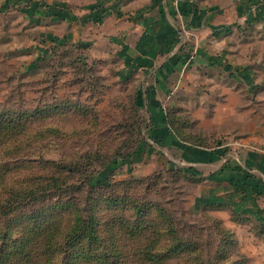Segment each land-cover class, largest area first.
Returning <instances> with one entry per match:
<instances>
[{
    "label": "rangeland",
    "instance_id": "1",
    "mask_svg": "<svg viewBox=\"0 0 264 264\" xmlns=\"http://www.w3.org/2000/svg\"><path fill=\"white\" fill-rule=\"evenodd\" d=\"M14 23L0 21V264H264L262 227L218 203L197 160L264 152L261 25L218 55L235 80L230 65L177 72L159 98L171 136L97 26L52 45Z\"/></svg>",
    "mask_w": 264,
    "mask_h": 264
},
{
    "label": "crops",
    "instance_id": "2",
    "mask_svg": "<svg viewBox=\"0 0 264 264\" xmlns=\"http://www.w3.org/2000/svg\"><path fill=\"white\" fill-rule=\"evenodd\" d=\"M3 20L9 26L18 20L26 34L42 36V43L52 45L57 33H68L71 39L79 28L97 26L90 27V34L98 38L94 42L116 49L120 78L141 81L144 109L162 116L159 98L170 93L176 74L186 66L192 68V76L215 74L218 66L230 68L231 62L221 64L218 55L230 56L236 35L248 34L258 25L264 30V0H0ZM228 75L235 80L240 73L231 67ZM208 153L198 156V176L213 169L212 177H202L219 197L218 203L235 205L239 215L264 229V152L248 151L242 161Z\"/></svg>",
    "mask_w": 264,
    "mask_h": 264
},
{
    "label": "trees",
    "instance_id": "3",
    "mask_svg": "<svg viewBox=\"0 0 264 264\" xmlns=\"http://www.w3.org/2000/svg\"><path fill=\"white\" fill-rule=\"evenodd\" d=\"M59 43H60V44H59ZM59 43H58L59 45H63V44H65V43H66V38L60 40ZM55 44H56V42H55ZM55 44H54V45H55ZM58 44H57V45H58ZM141 95H142V94H141V90H139V93L137 94L138 99L136 98L137 101L141 99ZM139 103H140V104H139ZM139 103L137 104V105H138L137 107H138L140 110L144 109V108H143L144 105L141 104L140 101H139ZM155 115H156V114L153 115V119H154V120H156V118H157V117H155ZM162 117L164 118V121H165V123H163L164 126H166L165 129L168 131V133H170L171 136H174V135H175V134H174V129L172 128L171 123H170V121H169V119H168L167 113H166L164 110H162ZM163 118H162V119H163ZM160 119H161V117H160ZM182 143H184V142H182ZM210 206H213V207H220V208H221V207H223L224 205H220V204H213V205H212V204H211ZM263 232H264V229L262 228L261 234H263ZM230 242L233 243V242H236V240H231Z\"/></svg>",
    "mask_w": 264,
    "mask_h": 264
},
{
    "label": "built area",
    "instance_id": "4",
    "mask_svg": "<svg viewBox=\"0 0 264 264\" xmlns=\"http://www.w3.org/2000/svg\"><path fill=\"white\" fill-rule=\"evenodd\" d=\"M192 59H193V57H192Z\"/></svg>",
    "mask_w": 264,
    "mask_h": 264
}]
</instances>
